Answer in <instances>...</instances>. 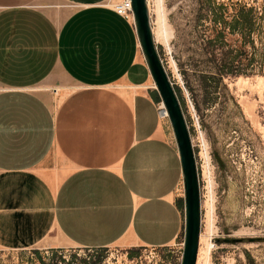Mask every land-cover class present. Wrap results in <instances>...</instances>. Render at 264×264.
<instances>
[{
    "label": "crops",
    "instance_id": "0c3cea01",
    "mask_svg": "<svg viewBox=\"0 0 264 264\" xmlns=\"http://www.w3.org/2000/svg\"><path fill=\"white\" fill-rule=\"evenodd\" d=\"M111 1L0 0V250L162 248L183 232L173 133Z\"/></svg>",
    "mask_w": 264,
    "mask_h": 264
},
{
    "label": "rangeland",
    "instance_id": "374dc122",
    "mask_svg": "<svg viewBox=\"0 0 264 264\" xmlns=\"http://www.w3.org/2000/svg\"><path fill=\"white\" fill-rule=\"evenodd\" d=\"M149 2L155 28L157 10L162 18L156 46L195 154L198 264H264V0ZM183 232L162 248L0 250V264H180Z\"/></svg>",
    "mask_w": 264,
    "mask_h": 264
},
{
    "label": "water",
    "instance_id": "95a60500",
    "mask_svg": "<svg viewBox=\"0 0 264 264\" xmlns=\"http://www.w3.org/2000/svg\"><path fill=\"white\" fill-rule=\"evenodd\" d=\"M133 25L145 64L162 102L173 133L183 180L184 232L180 264H196L201 227L199 176L190 133L180 100L154 41L147 0H130ZM223 242H236L223 239Z\"/></svg>",
    "mask_w": 264,
    "mask_h": 264
},
{
    "label": "built area",
    "instance_id": "2783aa9c",
    "mask_svg": "<svg viewBox=\"0 0 264 264\" xmlns=\"http://www.w3.org/2000/svg\"><path fill=\"white\" fill-rule=\"evenodd\" d=\"M112 10L119 16L123 18L133 17L132 9H131V1L130 0H114L111 2ZM3 89H0V91ZM55 91V90H54ZM156 112L158 118L168 120L167 112L162 104V102L157 103ZM183 245V243H181Z\"/></svg>",
    "mask_w": 264,
    "mask_h": 264
},
{
    "label": "bare ground",
    "instance_id": "6f19581e",
    "mask_svg": "<svg viewBox=\"0 0 264 264\" xmlns=\"http://www.w3.org/2000/svg\"><path fill=\"white\" fill-rule=\"evenodd\" d=\"M150 2H149V0H147V5H148V10H149V14H151V7H150ZM157 12H158V16H157V19H156V24H157V27L155 28L154 26H153V20H151V27H152V33H153V37H154V41H155V43L156 44H158V43H160V41L163 39V23H162V18H161V16H160V14H159V10H157ZM152 16V15H151ZM130 19H131V21L133 22V17H130ZM172 62V61H171ZM176 69V68H175ZM246 78V77H245ZM247 79H248V77H247ZM245 82V81H244ZM242 83V82H241ZM249 83H251V81L249 82ZM255 83V82H254ZM259 83L260 84H264V81H259ZM252 85V84H251ZM152 88H155V85H154V83H152ZM256 86V85H255ZM247 87V86H246ZM251 87H253V86H251ZM241 89H243V88H241ZM203 233H201L200 235H199V248H198V254H197V260H196V264H198V260H199V256H200V252H201V243H202V238H203V235H202ZM206 238V237H205ZM202 247H203V245H202ZM210 248V247H209ZM202 253V252H201Z\"/></svg>",
    "mask_w": 264,
    "mask_h": 264
}]
</instances>
